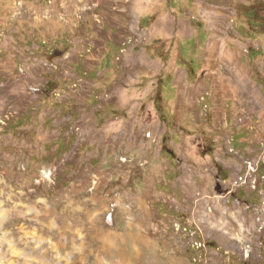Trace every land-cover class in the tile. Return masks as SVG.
<instances>
[{
  "label": "rangeland",
  "instance_id": "1",
  "mask_svg": "<svg viewBox=\"0 0 264 264\" xmlns=\"http://www.w3.org/2000/svg\"><path fill=\"white\" fill-rule=\"evenodd\" d=\"M0 264H264V0H0Z\"/></svg>",
  "mask_w": 264,
  "mask_h": 264
},
{
  "label": "crops",
  "instance_id": "2",
  "mask_svg": "<svg viewBox=\"0 0 264 264\" xmlns=\"http://www.w3.org/2000/svg\"><path fill=\"white\" fill-rule=\"evenodd\" d=\"M87 217L90 218L89 213L87 214ZM107 222H109L111 225H113L112 221L107 220ZM112 229H114V228H112ZM104 232L105 231H103L100 235H98L97 240L102 241L103 244H106V245H109V243L111 242L113 245H116V248H118V245L120 244L119 242H124L125 240H127L126 236L128 237L129 236L128 234H132V236H134V237H140L142 234H144V233H141L140 231H137V232H133V231L130 232L129 231L126 233L123 232L122 235L125 236V237H123L120 232H117L116 229H114V231H111V230L108 231V232H113V234H106ZM112 235L117 237L116 241H111V239H109L108 236H112Z\"/></svg>",
  "mask_w": 264,
  "mask_h": 264
}]
</instances>
